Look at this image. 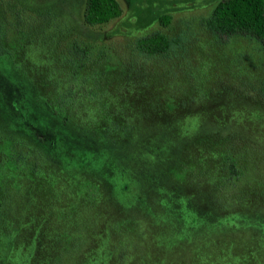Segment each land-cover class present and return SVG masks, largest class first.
I'll list each match as a JSON object with an SVG mask.
<instances>
[{
    "label": "rangeland",
    "instance_id": "1",
    "mask_svg": "<svg viewBox=\"0 0 264 264\" xmlns=\"http://www.w3.org/2000/svg\"><path fill=\"white\" fill-rule=\"evenodd\" d=\"M10 1L32 26L0 56V264H264V52L205 27L220 0H117L99 26ZM154 32L172 51L140 56Z\"/></svg>",
    "mask_w": 264,
    "mask_h": 264
},
{
    "label": "trees",
    "instance_id": "2",
    "mask_svg": "<svg viewBox=\"0 0 264 264\" xmlns=\"http://www.w3.org/2000/svg\"><path fill=\"white\" fill-rule=\"evenodd\" d=\"M0 7V56H11L13 51H19L27 43L30 36L28 30L32 23L25 11L10 0H1ZM121 15L122 8L117 0H85L82 18L88 26H99L108 24ZM160 19L164 25L170 22V16L165 15ZM204 24L215 36L244 37L259 44L264 52V0H220ZM134 46L140 56L164 57L172 51L173 41L162 33L154 32L137 39ZM31 130L37 138L46 141L37 129L32 127ZM2 152L7 160L6 165L10 163L14 169L24 163L25 154L28 153L25 152L24 144L11 142H5ZM226 163L229 178L237 179L240 171L236 158L229 155ZM1 178L3 179V176ZM2 190L4 191V188ZM6 201L5 199L4 203ZM10 212L11 207L1 204L0 219H4Z\"/></svg>",
    "mask_w": 264,
    "mask_h": 264
}]
</instances>
